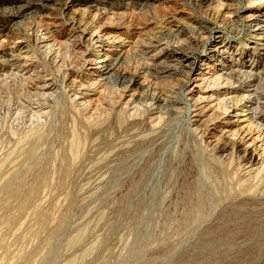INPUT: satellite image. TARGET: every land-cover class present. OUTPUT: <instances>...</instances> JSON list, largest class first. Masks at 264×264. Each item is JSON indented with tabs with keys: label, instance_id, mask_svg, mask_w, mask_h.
I'll return each mask as SVG.
<instances>
[{
	"label": "rangeland",
	"instance_id": "rangeland-1",
	"mask_svg": "<svg viewBox=\"0 0 264 264\" xmlns=\"http://www.w3.org/2000/svg\"><path fill=\"white\" fill-rule=\"evenodd\" d=\"M136 1L124 0L111 12L94 17L73 0H59L41 16L36 8H30L24 18L8 22V28L20 22L24 34L0 44V73L6 75L0 78V264H67L98 243L81 264H264L261 207L238 205L245 195L238 180L244 159L237 150L233 152L231 140L213 129L214 120L224 121L219 116L224 109L216 110L218 102L214 100L202 113L206 102L196 103L195 82L184 85L177 77L153 79L150 73L145 77L143 59L146 47L160 38L172 46L178 40L186 44L191 40L190 27L199 28L205 17L216 27L213 35L219 36L218 40L228 36L236 48H243L248 31L241 27L239 17L253 10L264 13V0H241V5L227 0L229 9L216 14L194 0H150L144 6ZM23 4L16 1V6ZM2 7L11 5L7 2ZM229 10H238L240 16L234 17ZM72 20L80 22V29L86 26L85 32L73 31ZM179 29L185 35L177 39L174 35ZM49 31L62 45L59 52L48 54L40 48L53 44L47 39ZM98 35L108 46H89ZM112 36H117L114 43ZM39 38L46 42L40 43ZM111 44L119 45L116 52L127 57L119 72L127 77L142 76L139 102L130 104L129 92L121 84L97 93L87 91L93 86L92 70L100 65L89 61L95 54L110 55ZM25 45L32 51L24 69L33 76H12V55ZM25 61L22 58L16 65ZM156 72L162 74L163 70ZM45 82L52 87L37 88ZM81 89L87 98L74 99V91ZM153 94L179 100L175 110L164 111L155 122L150 120ZM240 115L239 126L231 129L241 128L247 136L255 137L246 113ZM75 137L78 152L74 157ZM218 142L232 149L223 164L216 158ZM260 144L264 142H255V146ZM204 162L214 165L218 179L214 191L223 205L228 203L233 209L231 219L217 223L205 239L193 233L182 238L172 231L166 239V215L176 220L183 217V184L201 174ZM260 172L255 185L260 184L256 186L264 196V163ZM8 218L10 223L5 222ZM237 223L245 228L236 229ZM84 229V240L70 250L69 241ZM146 234L149 239L144 246ZM52 253L58 257L53 263ZM24 255L28 257L23 262Z\"/></svg>",
	"mask_w": 264,
	"mask_h": 264
},
{
	"label": "bare ground",
	"instance_id": "bare-ground-1",
	"mask_svg": "<svg viewBox=\"0 0 264 264\" xmlns=\"http://www.w3.org/2000/svg\"><path fill=\"white\" fill-rule=\"evenodd\" d=\"M16 1H23L24 4L16 6ZM137 1L138 4L144 6L149 3L150 0ZM151 1L166 2L167 0ZM194 1L200 5H205L208 11L215 12V14L216 12L220 13V11L223 9H229V6L226 4L227 0ZM236 1L239 2V5L242 4L241 0ZM7 2L11 5V7H2V4ZM55 3L58 4L59 0H0V44L3 45L5 41L8 42L9 39H15V37L19 38L20 35L24 34L22 32L20 22H14L13 25L9 28L7 25L8 22L11 23V21H13L15 17L24 18V12L26 11V9L30 8H36V10L38 11V13L36 14L38 16H41L44 12H48V10H51L52 5ZM122 3H124V0H73L74 5L83 7L85 9V12H87L88 14H94V17L111 12V10H113L117 5ZM126 5L127 4H125V6ZM240 7L241 6H239L238 8L239 11L241 9ZM238 10L236 12H230V10L227 12L229 14L234 13V17H238L240 16ZM244 11L246 10H243V12ZM239 19L241 21V27L245 26L248 31L247 38L243 42V48H236L235 42L230 41V39H228V36H222L218 40L217 38L219 36L213 35L216 27L211 26L210 19L205 17L199 28L190 27L189 31L191 40L184 45H182L179 40L178 42L176 41L180 35H185V31L183 29H179L178 34L174 35V37L177 38L175 40L177 43L173 46L164 42L163 38L157 40L156 43H150L146 47V52L144 51L146 56H144L143 58L145 60L144 70H146L147 73L144 74L145 71H141V73L144 74V76L150 73L152 74L153 79L155 77L157 79L170 80L177 77V79L183 82L184 85L189 82H195V93L197 95L196 103L198 105H201L202 103L206 102L205 105L201 106L202 113L207 111V107L209 108L207 104H209L211 101L214 102V100L218 102L216 105V110L220 108L224 109L222 110L221 114H219V116L221 115V118H223L224 121L218 122V120H214L217 119V116L215 115L216 117L213 119L214 122L212 123V125L214 126L213 129L215 131H218L219 129V132L222 133L224 137L226 136L229 141H232L233 152L234 149L237 150L239 153H241V156L244 159L243 172L241 171V178L244 179L238 178V180L239 186L245 195L240 199L238 205L247 206L251 203L258 204V207H261V216L264 220V196L261 194L262 192L258 191L257 189L259 188L257 186H259L260 184L257 183L258 185H255V182L257 181L256 178L258 177V175L260 176V171L262 170V166L264 163V13L259 10H253L252 12H248L245 17H239ZM69 24L73 31L81 32V34L85 32L86 26L83 29H80V22L78 23L77 21L72 20L69 22ZM229 28L232 29V26ZM46 34H50L48 35L47 39H51L53 44L47 46L48 44L45 43L44 45L40 46V48H45L48 54L54 53L55 50H60L62 45L61 43L57 42L58 39H56V36L50 31ZM112 38V43H114V40L117 38V36H112ZM212 39L213 41H211ZM40 41V43H43L44 41L46 42L45 38L41 39ZM108 44L109 43L106 39L98 35L91 39L89 46L101 47L108 46ZM110 46L113 47L110 50V55L104 53L101 56H97L98 54H95L93 55L94 58L91 59L92 61H89V64H93L94 61V64L100 65L92 70V75L95 74L94 81L92 83L93 86L90 85L91 87H89L87 91H94L95 93H97L98 89L103 90V88L106 89L110 86L121 84L124 87L125 92H129L126 97L129 98L128 101H130V104L137 102L139 100V94L137 93V91L142 89L141 82H139L140 77L142 76L136 75L127 77L125 75H122L119 72V67L126 62L127 57H125L124 54H119L118 52H116L118 51L116 50V48L119 45L111 44ZM248 48H250V50L252 48L253 52H251L250 50L246 51L248 50ZM22 49H26V51L21 52ZM22 49L18 48V53L12 55L11 62L13 63H11L12 65L9 68V72H11L10 75L12 76H16L17 74L20 76H24L30 73L29 70L24 69V67L29 64H26V62L29 60L27 54L32 51V49L30 50V47L28 45L23 46ZM74 49L75 48H72V50ZM255 52H258V54H256ZM24 55L25 57H23ZM22 58L26 60L25 63H23L21 66H17L16 63ZM158 68H161L163 70L162 74H157L156 71H158ZM2 75L3 74L0 73V78L6 76L4 74L2 77ZM30 76H33V74H29L28 78ZM52 85L53 84L51 83H46L37 88L40 90H46L51 88ZM193 91L194 90H192L191 93H193ZM82 92L83 90L74 91V99L82 100L87 98L88 95ZM174 92L172 91L170 93L174 94ZM152 97V104L155 105L152 108V112H150L152 115L150 120L152 122L159 120V118H161L160 115L163 114L164 111L171 112L173 111V109L175 110L174 107L177 103H179V100L172 95L168 96L167 99L158 96V94H155ZM182 97L184 98V100L188 101L186 94H182ZM82 103L85 104V102L81 101L80 104ZM126 107L129 108V106ZM239 112L246 113L247 120L256 131H254L255 137L251 138L249 134V136H247V133H244L245 131H243L244 129L242 130L238 127V129L236 130L231 129L232 125L235 126L236 124V126H239L238 118L241 116ZM198 115H200V113ZM209 120H212V117L209 118ZM218 123L219 125H217ZM76 138L77 137H75L72 143V155L74 157L77 156L78 152V142ZM255 142L262 143L263 145L260 144L258 146H255ZM258 148L260 149L259 154L258 152H256ZM232 149L229 148V146L226 144L219 143V145L215 147L216 153L218 154V156L216 157L218 162L224 163L225 160L227 161L228 159L226 158L228 157ZM202 165H204V167L201 170L202 172H200L201 174L198 175L197 178L193 177L194 179H192L190 182H187L185 185L183 184V217H180V220L179 218L178 220H176L173 218V216L171 217V215L169 214L166 215L167 225L165 223L166 229L163 232L165 238L166 236L170 235V232L172 231L182 238H185L189 233H193L194 235H202L200 236L201 238H203L204 235L205 239L211 234V232H213V227L216 226L217 223H219L220 221L223 222L225 220L227 221L231 219L230 215L231 213H233V209H229V207L227 206L228 203H226V206L223 205V199L219 198V196H217L218 192L216 195L214 191L215 184L218 181V179H216L217 177H215L217 175L214 174V165L209 162H204V164ZM33 192L34 190L32 189L31 193L33 194ZM240 196H243V194H241ZM179 201L181 202V200ZM22 203L20 202V204ZM19 206L20 209L24 207L23 205ZM243 209L245 208L243 207ZM243 209L241 210L243 211ZM241 210L239 211L242 212ZM174 214L176 213L174 212ZM180 214L182 215L181 212ZM9 220L11 219L8 218L5 222L8 223ZM203 226L204 228H202ZM243 226L237 223L236 229H239L241 231L243 230V228H245ZM58 233L60 234V232L58 231L55 233V235ZM86 234L87 231L85 229L79 231L69 241L67 245L68 248H70L71 250V248L73 249L74 246L81 244ZM169 237L166 239H169ZM148 239L149 235L146 234V236L142 239V244L144 246H146V241ZM98 245L96 244L92 246L88 250L84 251L81 255H78V257L68 261L67 264H81L82 261L87 259L88 256L98 248ZM141 249L143 250L144 248ZM27 257L28 255H24L22 256L21 260L24 262ZM57 258V254L52 253L50 260H52L53 263L55 262V260H57Z\"/></svg>",
	"mask_w": 264,
	"mask_h": 264
}]
</instances>
